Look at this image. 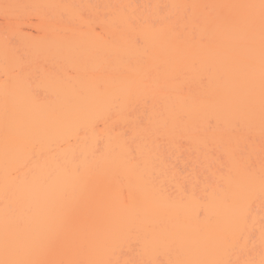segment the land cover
I'll use <instances>...</instances> for the list:
<instances>
[{"label": "bare ground", "instance_id": "6f19581e", "mask_svg": "<svg viewBox=\"0 0 264 264\" xmlns=\"http://www.w3.org/2000/svg\"><path fill=\"white\" fill-rule=\"evenodd\" d=\"M0 20V264H264V0Z\"/></svg>", "mask_w": 264, "mask_h": 264}, {"label": "rangeland", "instance_id": "374dc122", "mask_svg": "<svg viewBox=\"0 0 264 264\" xmlns=\"http://www.w3.org/2000/svg\"><path fill=\"white\" fill-rule=\"evenodd\" d=\"M1 21V23H2V20H0ZM1 26V25H0ZM24 29L26 30L27 29V31H30L31 29H29V28H27V27H24Z\"/></svg>", "mask_w": 264, "mask_h": 264}]
</instances>
